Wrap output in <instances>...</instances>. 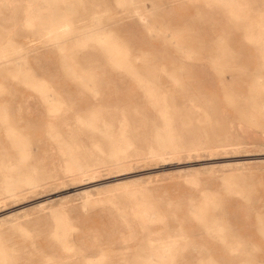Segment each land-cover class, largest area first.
Returning a JSON list of instances; mask_svg holds the SVG:
<instances>
[{
	"label": "rangeland",
	"instance_id": "rangeland-1",
	"mask_svg": "<svg viewBox=\"0 0 264 264\" xmlns=\"http://www.w3.org/2000/svg\"><path fill=\"white\" fill-rule=\"evenodd\" d=\"M83 1L56 14L54 26L71 29L57 42L22 29L33 45L0 44L19 61L0 65L2 264H152V247L163 241L173 247L161 264H264V0ZM103 27L107 47L92 35ZM44 89L59 94L54 112L41 101ZM252 89L254 108L239 101ZM123 122L133 149L111 167L104 132ZM158 130L167 144L174 137L182 146L229 147L157 159L148 147ZM57 139L83 147L80 162L102 164L84 176L65 173ZM232 168L239 171L228 176ZM27 176L39 183H4ZM4 186L20 188L9 194ZM142 209L150 221L139 218ZM58 216L67 231L56 235Z\"/></svg>",
	"mask_w": 264,
	"mask_h": 264
},
{
	"label": "bare ground",
	"instance_id": "bare-ground-1",
	"mask_svg": "<svg viewBox=\"0 0 264 264\" xmlns=\"http://www.w3.org/2000/svg\"><path fill=\"white\" fill-rule=\"evenodd\" d=\"M70 2L71 0H0V8H2L3 5L4 6L6 5V9L16 8L13 15H6L5 11L4 10L1 11L0 9V44L5 45L8 43L11 44V42H15L17 45H20L21 43H18V41L25 39L28 47L33 45L34 41H27L30 38L22 35V33L21 34L19 33V31L22 29L25 31L30 30L29 32L33 33L34 35H39V33L41 32L42 34L40 36L42 37V40H45L46 43L54 42V41L57 42V40L60 37L69 35L71 33V29L69 28L70 25L65 23L61 24L58 27H55L54 25L57 23L55 20V16L58 13V11L61 9L63 10L68 8L71 5ZM84 3L90 4L88 0L87 2ZM136 13H138V18L142 19V13L141 12H136ZM14 28H17V30H14ZM14 31H18V32H14ZM92 35L96 37L95 39L98 42L97 43L98 46L104 45L105 47H107L108 45H110V43L107 40L108 35L105 27H103L101 30L99 29V31L95 32V34L93 33ZM14 36H16L18 39L14 40ZM1 46H0V65H12V66L14 65L17 67L19 61L17 62V59L15 58L13 59L7 58V54L8 55L12 54V52L7 50L5 47H1ZM109 52L115 54L117 52V49L115 51V49L110 47ZM123 54L125 55V52H123ZM121 65L125 68L128 67L129 69H134L132 63L129 62V59L127 57H123L121 59ZM39 93H40L41 101L44 104H47L48 111L54 112L55 110L58 109L57 105L60 104L61 99L57 91L51 93V90L44 89ZM145 93L150 95L152 91L148 88L145 90ZM248 95H249L248 100L242 99L239 101H242L244 103L248 102V104H251L250 107L254 108L255 106L254 104L260 101L259 99H257V91L252 89V91ZM155 102L159 103L158 97L155 98ZM247 107L248 106L244 108ZM240 114L244 120L248 121L249 117L246 115V113L243 112ZM1 115H3V113H1L0 116ZM92 116H94L93 113L89 116V119H91ZM160 117L166 119V116L163 113L160 115ZM77 118L78 121L81 119V122L83 123L81 125H83L88 131L103 133V131L99 130L98 128V126H100L99 124L96 125L93 122L86 123L83 117L80 118L79 116H77ZM123 119H126V117L123 116ZM250 120L251 121L249 122V125L253 127L259 126V123L253 121L254 119L250 118ZM105 125L106 124H104V126ZM6 132H7L8 140L11 143H13L17 147V149H21L22 141L17 137L15 138L14 130L11 127H9L6 129ZM51 132H52L51 138H53V132H54L53 129L51 130ZM127 132H128L127 123L125 122L121 124V127L116 128L115 130L104 132L105 135L109 136L107 143L110 152V154L108 155V160L105 163H107L111 167H117L120 164V160L126 157V153L129 150L133 149V144H134L133 140L127 136ZM55 133L57 138L60 135V133L58 131H55ZM156 133H157L156 134L157 137L155 139V143L157 146L155 148L151 146L148 147L149 154L153 158L162 159V160H165L167 157L169 158L175 157L176 155L182 153H185L187 157L191 156L192 153L197 154L200 152H208L209 155H216L217 150L222 149L226 153V148L229 147V145H225V144H214V145L211 144L206 146L191 144L188 146H182L177 144V139L174 137H172V140L170 141L171 144H167L166 140L162 137V131L158 130ZM164 133L165 134L170 133V131H164ZM59 142H60V149L64 150V154H65V156H63L65 173L74 176H84L87 173L94 172L96 168H98V166L102 164L101 160L97 162H80L79 160L81 157L79 156L78 151L82 150L83 147L77 146V144H73L67 140H61ZM162 142H165L166 144L163 145ZM70 144L74 146L72 147ZM95 148L97 150H101L98 144L96 145ZM234 164L237 165L240 163H234ZM223 166L231 167L232 164L223 165ZM5 167L11 169L12 164H6ZM13 167L17 168L18 164H16L15 166L13 165ZM238 171L239 169L232 168L231 170L228 171L229 173L228 176H231L232 174H234V172H238ZM187 176L190 177L191 175H187ZM4 183L7 184L25 183L27 185H34L36 183H39V180H37V178L35 177L27 176L23 179L21 178L17 179L16 181L6 178L4 180ZM18 188L20 187L4 186L2 190L9 194H14ZM85 196L86 199L84 201V206H86L90 202L87 193ZM197 213H201L200 210H198ZM150 215L151 214L147 209H142L139 212V218L143 222L150 221L151 220ZM56 222H57L55 229L56 235H59L58 233H62V230L65 232L67 231V226L63 224L62 216H58V218H56ZM62 238L65 237L64 236L58 237L59 240ZM64 242H66V239H64ZM63 245L65 247H68L67 243L66 245L65 244ZM172 247H173V243H168L165 241L159 242V244L152 247L153 252L148 257V261L152 264H161L163 261H165L166 255L170 252ZM85 262L87 264H101L102 259L100 257L92 260L87 259ZM2 263H5L4 257H0V264Z\"/></svg>",
	"mask_w": 264,
	"mask_h": 264
}]
</instances>
